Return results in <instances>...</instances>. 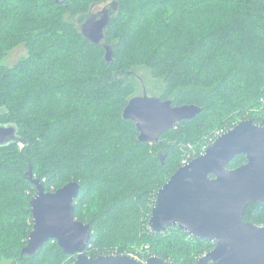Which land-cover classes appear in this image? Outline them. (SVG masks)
Wrapping results in <instances>:
<instances>
[{"label":"trees","instance_id":"1","mask_svg":"<svg viewBox=\"0 0 264 264\" xmlns=\"http://www.w3.org/2000/svg\"><path fill=\"white\" fill-rule=\"evenodd\" d=\"M108 2L45 0L32 4L27 25L22 0H0V125L18 129L16 143L0 147V264L76 260L56 241L23 254L37 192L31 171L48 192L81 185L75 217L91 226L89 256L197 264L215 247L179 227L152 233L148 222L158 191L187 154L200 155L215 131L264 121V0H116L96 45L80 26ZM20 46L27 55L3 64ZM140 69L164 82L159 98L202 113L157 142H140L136 123L123 118L139 96ZM245 163L239 155L229 168ZM244 220L264 227V204H250Z\"/></svg>","mask_w":264,"mask_h":264},{"label":"water","instance_id":"2","mask_svg":"<svg viewBox=\"0 0 264 264\" xmlns=\"http://www.w3.org/2000/svg\"><path fill=\"white\" fill-rule=\"evenodd\" d=\"M59 2V0H57ZM113 2L101 18L94 15L81 28L92 43L101 44L111 21ZM113 51L106 45V60ZM196 105L174 106L171 100L146 93L130 100L123 118L136 123L139 141L152 143L182 121L202 113ZM15 125H0V147L17 141ZM239 155L246 163L230 169ZM37 192L31 200L33 230L23 254L33 255L50 241L58 242L66 255L76 256L73 264H173L153 256L145 262L131 254H86L91 226L75 217V200L81 185L71 182L48 192L40 179L29 173ZM264 204V121H241L219 136L205 152L180 167L158 191L148 222L152 233L179 227L196 239L215 242V247L197 264H264V227L244 220L250 204Z\"/></svg>","mask_w":264,"mask_h":264},{"label":"rangeland","instance_id":"3","mask_svg":"<svg viewBox=\"0 0 264 264\" xmlns=\"http://www.w3.org/2000/svg\"><path fill=\"white\" fill-rule=\"evenodd\" d=\"M22 1H23L24 8H25V21H24V23L28 25V23H30L32 20H34L32 18H34L36 16L35 12H33L31 14V10L33 9L32 4L38 6L39 2L44 3L45 0H22ZM115 1L116 0H109V2L106 3L105 5H101L98 7L96 6L95 8H93V11L91 12V14H89L87 16L86 20L92 18L94 15L98 16V19H100L101 18L100 13H102V11L105 8H110L112 3ZM35 10H37L36 7H35ZM78 19H79V16L74 18V21L77 23ZM82 26L83 25L80 26V29L82 28ZM26 55H27V52H26L24 46L17 47L14 50L10 51V53L8 54V57L4 60L3 64H5L7 66H13L22 57H24ZM134 78L136 79V83L138 86V95L139 96H143L144 93H146L149 97H154V98H159L161 96L163 89H164V82L162 80H156V79L152 78L150 76L149 72L146 71L145 69L138 70L136 72V74L134 75ZM186 147L191 149V150H196V149H194L195 146L191 145V144H187ZM140 251H142V249ZM4 264H9V263L5 262Z\"/></svg>","mask_w":264,"mask_h":264},{"label":"built area","instance_id":"4","mask_svg":"<svg viewBox=\"0 0 264 264\" xmlns=\"http://www.w3.org/2000/svg\"><path fill=\"white\" fill-rule=\"evenodd\" d=\"M225 133V131H220V130H218V131H215L214 132V134L213 135H211L210 137H209V141H208V144H207V146H204V148H203V150L200 152V155H202L204 152H205V150L219 137V136H221L222 134H224ZM198 153L196 152V151H194L193 153H191V154H187L184 158H183V163H184V165H186V164H188L192 159H194V158H196V157H198V156H200V155H198ZM114 255H118L117 253L116 254H114ZM136 257V256H135ZM138 259H140L139 257H137ZM140 260H142V261H146V260H143V259H140Z\"/></svg>","mask_w":264,"mask_h":264},{"label":"flooded vegetation","instance_id":"5","mask_svg":"<svg viewBox=\"0 0 264 264\" xmlns=\"http://www.w3.org/2000/svg\"><path fill=\"white\" fill-rule=\"evenodd\" d=\"M98 19V18H97Z\"/></svg>","mask_w":264,"mask_h":264}]
</instances>
